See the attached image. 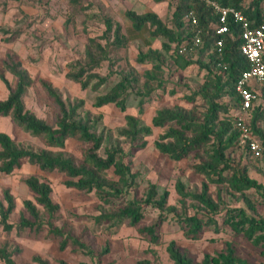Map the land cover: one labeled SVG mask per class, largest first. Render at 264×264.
Instances as JSON below:
<instances>
[{
    "label": "trees",
    "instance_id": "16d2710c",
    "mask_svg": "<svg viewBox=\"0 0 264 264\" xmlns=\"http://www.w3.org/2000/svg\"><path fill=\"white\" fill-rule=\"evenodd\" d=\"M153 1L159 3L166 0ZM216 1L221 5L242 11L253 25L264 19V0ZM173 2L169 24L153 11L137 13L126 10L124 15L130 25L124 29L121 22L102 15L99 19L104 26L102 34L89 36L82 57L67 64L68 71L65 77L68 80L78 83L82 90L97 92L92 103L96 108L113 104L124 112L129 91L135 86L145 88L143 93L141 91L138 93L137 116L126 114L124 126L117 133L118 137L129 140L130 146L126 152L118 142H111L112 137L104 132L100 114H93L87 110L82 99L63 100L60 93L46 81L40 80V84L56 106L55 124L49 125L26 109L23 97L31 86L30 75L19 61H16L11 54H7L3 67L15 78V84L11 87L9 81L0 72V79L9 90L7 97L0 100V116H9L24 132L41 138L45 147L34 149L0 131V176L11 174L20 168L23 162L37 166L43 172L63 173L67 178L64 181L66 187L95 193L102 206L92 219L100 228V232L108 237L116 234L125 223L130 226L137 225L144 217V207L150 205L160 213L152 225L142 227L139 231L151 244H157L159 241L158 231L167 217L165 211L172 212L177 217L180 228L188 239H200L206 228L219 233L220 226L211 215L219 212L223 201L220 194L213 197L209 192L208 183L216 186L226 185V190L230 189L241 195L246 208L225 209L223 222L229 225L234 233L242 234L254 246L264 247V216L255 214V205L245 194L248 190H254L258 195V202L264 204V185L248 176L247 166L230 157V153L241 146L239 132L231 123L232 111L240 105L235 84L241 72L248 68V61L239 50L241 44L239 26L229 20L231 33L222 36V46L217 47L215 42L219 36L215 34L214 27L217 17L212 10L200 0H173ZM67 3L71 7V13L65 18V26L72 24L77 14H84L89 18L97 17L88 16L87 11L91 9V5L84 4L83 0H67ZM189 11H193L196 15L198 27L201 29L202 43L194 49V53H179L180 43L189 42L194 34L190 24L184 19ZM145 31L151 38L162 40L161 50L151 47L144 37ZM2 32L7 34L8 30ZM20 34V30H16L10 33L5 41L10 42ZM136 40L142 41L147 49L145 52L138 51L134 61L139 64H151L152 70L145 71L141 76L129 67L119 74V79L107 91L101 92V87L108 85L112 70L110 69L107 75H101L96 70L103 62H110V48H125ZM164 54L169 55L178 69H186L195 63L206 71L204 82L198 92L188 98L193 102L196 96L203 99L206 109L201 117H195L197 108L185 111L175 106L158 109L151 119L153 127L165 129L154 141V147L174 161L192 154L195 162L189 167L206 179L198 193L186 192L179 180L175 183L176 192L180 196L178 200L180 205L186 206L185 201L189 199L195 208L191 215L186 212L174 214L175 207L167 205L168 190L164 189L159 195L156 184L149 183L145 192L140 195L136 183L139 173L131 166L134 152L145 146L144 138L151 134V126L142 124L139 116L143 113V105L149 100L154 88L161 86L164 89V84L158 78V73L164 68ZM218 63L225 65L226 69L219 67ZM175 92L176 90L171 91V93ZM261 97L264 100V87L261 89ZM263 110L264 107L260 105L252 110L249 126L252 133L259 136L258 139L264 143V130L259 127V123L264 122ZM219 112L228 114L226 116L231 120L215 123ZM69 139L83 144L81 160L65 150L66 141ZM100 149H103V155L98 153ZM245 151L247 152L246 149ZM109 170L114 179H109L107 176ZM23 183L33 193L35 202L28 199L22 202L28 216L21 214L18 222L14 224L9 218L16 207L15 199L9 189H4L3 200L0 199V227L3 232L8 235L13 230L20 232L28 229L40 232L46 229L58 239L59 250L72 246L93 259L90 264H101V257L109 251V242L106 240L100 251L95 253L82 241L81 236H72L65 225L59 227L54 224L59 212V204L53 200L52 188L47 181L29 175ZM38 207H41V210ZM199 209L211 215L205 219L200 218ZM17 252H19L18 247L9 250L6 240L0 244V260L4 264H17L12 258ZM166 253L173 264H251L237 256L234 247L228 241L224 242L221 251L214 254L205 253L199 262L193 261L187 250H181L173 240L168 242ZM31 261L35 264H50L39 255H33ZM59 264L68 263L59 260ZM136 264H151V262L141 260Z\"/></svg>",
    "mask_w": 264,
    "mask_h": 264
},
{
    "label": "rangeland",
    "instance_id": "374dc122",
    "mask_svg": "<svg viewBox=\"0 0 264 264\" xmlns=\"http://www.w3.org/2000/svg\"><path fill=\"white\" fill-rule=\"evenodd\" d=\"M152 1L83 0L84 4L91 5V9L87 11L88 16L95 15L97 17L89 18L86 17L87 15L77 14L74 16V22L65 26V18L71 13V7L67 0H0V72L13 87L15 78L4 69L3 61L7 54H11L16 61L21 63L22 67L28 71L32 81L23 97L25 108L45 120L49 125L55 124L57 109L43 90L40 80L51 84L65 101L74 98L82 99L87 110L102 116L104 132L112 137L111 142H118L126 152L130 146L129 140L118 137L117 133L124 126L126 114L137 116L138 93L140 91L143 93L145 88L135 86L129 91L124 112L113 104L96 108L92 106V103L97 92L80 89L78 83L65 77V73L68 71L67 64L69 62L82 57L86 39L89 36L102 34L104 26L99 21L102 15L121 22L126 29L130 24L124 15L126 10H133L137 13L153 10L166 24H169L174 6L173 0H166L157 6ZM2 30H8V33L4 34ZM16 30H20V36L10 42L5 41L10 33ZM144 37L150 45L161 50L162 40L160 38H151L146 31ZM146 49V45L139 40L130 42L125 48L111 47L110 62H103L96 70L101 75H107L109 70H112L108 85L102 86L100 91H107L119 79V74L129 67L141 76L145 71L152 70L151 64H139L134 61L138 51L145 52ZM163 67L162 71L158 73V78L164 84V89L161 86L154 88L149 100L143 105V113L139 116L142 124L151 126V134L144 138L145 146L134 152L131 166L134 171L139 173L136 183L140 195L145 192L149 183L156 184L159 195L164 189L168 190L167 205L175 207L174 214L186 212L191 215L195 208L189 199L185 201L186 206L180 205L178 201L180 196L176 192L175 183L179 180L186 192L198 193L206 179L202 174L196 173L189 167L195 162L192 154L179 161H174L154 147V141L165 129L153 127L151 119L158 109L174 108L175 106L185 111L197 108L195 117H201L202 112L206 109L203 99L196 96L193 102L188 98L198 92L204 82L206 71L200 69L195 63L186 69H178L168 54L163 55ZM172 90H176V92L171 93ZM8 93L9 90L0 79V100L5 99ZM226 115L228 114L219 112L215 123L231 120ZM231 123L235 128L233 119ZM259 127L264 130V122L261 121ZM0 131L7 133L15 141L28 144L34 149L45 147L41 138L24 132L15 125L9 116H0ZM253 135L258 139L259 136ZM82 149L83 144L80 142L66 141L65 150L78 160L82 158ZM98 153L103 155V149H100ZM230 157L247 166L248 176L264 185V159H253L242 146H238L231 152ZM29 175H35L50 184L52 198L59 204V212L54 222L56 226L65 225L72 236H81L82 241L95 253L100 251L106 240L109 242V251L101 257V264H136L141 260H149L151 264H173L166 253V246L171 240L175 241L181 250H187L190 258L195 262L201 261L205 253L214 254L221 251L224 248V242L228 241L234 247L237 256L246 259L251 264H264V247L254 246L242 234L234 233L229 225L223 222L225 209L246 208L241 195L230 189L226 190V185L216 186L208 183L209 192L213 197L220 194L223 201L218 213L211 215L201 209L198 211L200 218L205 219L209 215L213 216L217 225L220 226L219 233H214L210 228H206L200 239H188L184 236L177 217L172 212L165 211L164 214H167V217L158 231L159 241L157 244H151L139 229L152 225L157 220L160 213L158 209L150 205L144 207V217L137 225L130 226L125 223L116 234L108 237L100 232V228L94 224L92 219L102 206L93 191L83 192L66 187L64 181L67 178L63 173L43 172L37 166L29 165L26 162H23L20 168L11 174L0 176V199L3 200L2 191L6 188L10 190L15 199L16 207L9 218L10 222L16 224L21 214L28 216L22 205L24 200L35 202L33 193L23 183V180ZM107 176L109 179L115 178L111 170L108 171ZM245 194L249 201L255 205V214L264 216V204L258 202L257 193L251 189ZM38 208L41 210V207ZM48 235L46 229L40 232L28 229H23L20 232L13 230L6 235L0 227V244L6 240L10 242L11 246H22L21 250L15 253L19 264H35L31 261V257L41 251L44 243L48 247L46 256L51 259L52 264H59L60 259H64L68 264H79L80 262L90 264L93 261L88 255L72 246L59 250L58 239Z\"/></svg>",
    "mask_w": 264,
    "mask_h": 264
},
{
    "label": "built area",
    "instance_id": "2783aa9c",
    "mask_svg": "<svg viewBox=\"0 0 264 264\" xmlns=\"http://www.w3.org/2000/svg\"><path fill=\"white\" fill-rule=\"evenodd\" d=\"M200 1L209 7L217 17L214 27L215 34L219 37L215 46H222V36L231 33L228 25L229 20L239 26L241 39L239 50L248 61V68L241 72L235 84L240 105L232 111L234 127L239 132L240 145L247 150L248 154L254 159H264V143L254 137L249 126L252 110L258 105L264 107V100L261 98V89L264 87V19L257 25H253L240 10L221 5L216 0ZM184 19L190 24L194 34L189 42L180 43L178 52L191 54L202 43L201 29L198 27V20L193 11H189ZM218 66L226 69V66L221 63H218Z\"/></svg>",
    "mask_w": 264,
    "mask_h": 264
},
{
    "label": "crops",
    "instance_id": "0c3cea01",
    "mask_svg": "<svg viewBox=\"0 0 264 264\" xmlns=\"http://www.w3.org/2000/svg\"><path fill=\"white\" fill-rule=\"evenodd\" d=\"M152 3L155 5V6H157V5H160V4H162V3H164L163 1L162 2H159V3H156V2H154V1H152ZM153 11V10H152ZM130 25V24H129ZM151 47L152 48H156V49H159L158 47H155V46H153V45H151ZM69 140H71V139H69ZM68 141V140H67ZM46 233H48L47 231H46ZM49 234V233H48ZM49 237L50 236H53L52 234H49L48 235ZM3 242V241H2ZM49 243V242H48ZM53 243V242H52ZM49 245V244H48ZM57 246H58V242H57ZM16 246H11V244H10V242L8 241V248H9V250H14V248H15ZM18 247V249H19V251L21 250V247L20 246H17ZM46 248H48L47 247V244L46 243H44V245H42V249H41V251H39V252H37L36 254H33V255H39V256H41L42 258H45L46 260H48L49 261V263L50 264H52V261H51V259L48 257V256H46ZM18 253V252H17ZM12 258H13V260L17 263V264H19L18 263V259H17V257L15 256V253L13 254V256H12ZM60 260H64V259H60ZM65 261V260H64ZM0 264H4L1 260H0Z\"/></svg>",
    "mask_w": 264,
    "mask_h": 264
}]
</instances>
